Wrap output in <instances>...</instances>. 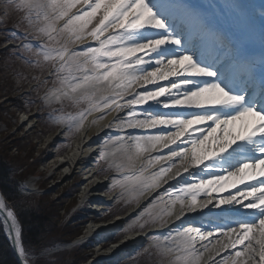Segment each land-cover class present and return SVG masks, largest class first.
Masks as SVG:
<instances>
[{"label": "snow or ice", "instance_id": "1", "mask_svg": "<svg viewBox=\"0 0 264 264\" xmlns=\"http://www.w3.org/2000/svg\"><path fill=\"white\" fill-rule=\"evenodd\" d=\"M3 3L4 15L19 14L25 27L6 37L5 47L47 72V79L31 78L34 90L51 81L41 100L61 105L50 119L79 131L93 113L95 124L117 111L104 127L124 134L99 147L108 163L101 171L115 173L109 179L122 197L139 204L150 194L135 217L139 230L163 228L174 217L166 232L149 236L161 259L200 264L207 252L206 264H264V56L257 64L216 22L224 8L213 0ZM231 11L248 14L239 5ZM258 19L264 42V6ZM30 38L38 43L23 42ZM66 102L86 107L65 114ZM109 145L119 146V162L109 158L116 155ZM190 213L196 222L185 226ZM0 214L22 264H34L3 200Z\"/></svg>", "mask_w": 264, "mask_h": 264}, {"label": "rangeland", "instance_id": "2", "mask_svg": "<svg viewBox=\"0 0 264 264\" xmlns=\"http://www.w3.org/2000/svg\"><path fill=\"white\" fill-rule=\"evenodd\" d=\"M0 22L2 23L0 24V159L9 160L8 162L6 160L5 164H7L6 170L10 173L9 178L15 180L13 184L15 192L12 193L13 201L26 208L39 205L38 209H42V214L46 213L52 218V221L47 225L50 229L49 237H46L44 242L41 238V242L45 246L40 244L39 251L37 254H32L31 258L44 257L48 264H167V260H162L151 246L149 235L155 230L157 231L156 227H151L144 233H140L142 240L135 246V250L130 252L128 255L130 258L126 261H124L125 256L118 257L119 259L111 261L112 263H107V257L105 259L102 257L103 250L99 245V238L90 239L88 244H82L83 240L88 237L86 232L92 226V222H90L92 219L97 220V223L100 222V224L114 221L117 213H124L128 209V207L124 211L120 209L127 203L134 204V206L124 215L129 216L134 212L135 214L122 222L118 229L109 231L100 238L102 240L108 239L107 236L114 238L113 236H117L121 231L128 233L127 228L131 226L135 227L133 231L137 230L138 225L134 221L139 209L143 206L145 195L139 197V204L135 201L130 202L131 194H125L123 197L120 194L118 198L115 197L119 191L118 186L112 185L109 179L115 173L111 171L113 174L107 175L105 172L108 171H101V169H107L108 163L106 159L100 158L97 151L96 156L92 157V161L88 158L84 162L89 163L90 174H95L92 180L94 183L98 180L101 184L105 183L109 186L107 191L89 194L93 197L103 198L102 210L100 206L94 205L92 200H86L82 196L86 173L79 170L83 161L79 165H70L68 170L70 164L68 156L72 154V152L69 154L71 150H75L76 140L81 137V131L85 129L87 119L79 131H69L67 125H57L53 119L49 118V113H52L54 109H60L61 105L52 104L49 106L41 100L43 93L52 86L51 81L48 85L41 87L39 91L34 90L36 81L31 78L40 76L41 79H47V72L42 77L39 69H34L24 63L23 60L18 59V54H14L10 48L5 47V39L11 37L13 28L25 32V27L21 24L19 14L9 12L7 16L4 15L3 0H0ZM24 55L30 54L24 52ZM38 94H41V97L37 98ZM84 107L86 104H81L77 108L66 102L62 110L65 114L76 113ZM28 117H30L29 121H27ZM103 143L102 138L101 143H98L97 146L100 147ZM118 147V145H109L107 151H116ZM65 160L67 162L51 177L55 166ZM48 161L50 162L49 166H47ZM65 174H69V176L63 179ZM12 175L13 178H11ZM27 181H32V190L24 189V184ZM120 190L122 191L121 188ZM12 194L9 195L10 198H12ZM82 200H85V203ZM9 202L13 204L12 201ZM76 238L77 240H75ZM59 239L63 242H59ZM124 239L125 237H123ZM74 240L76 242H73ZM74 244L79 246L74 247ZM73 247L77 248V250H73L76 252L71 251L74 249ZM137 250L143 252L137 253ZM58 252L64 254L56 256L55 254ZM0 264H2L1 260Z\"/></svg>", "mask_w": 264, "mask_h": 264}, {"label": "bare ground", "instance_id": "3", "mask_svg": "<svg viewBox=\"0 0 264 264\" xmlns=\"http://www.w3.org/2000/svg\"><path fill=\"white\" fill-rule=\"evenodd\" d=\"M19 17L21 18L20 15H19ZM0 24H2V23L0 22ZM13 32H16L17 35L24 33V31H18L15 28H13L12 33ZM19 42L20 41H18V43ZM23 42L24 43H31V44L38 43L37 40H31V38L28 41H23ZM33 42H35V43H33ZM43 76H45V74H43L42 77ZM159 83L161 85H164L167 82L166 81H159ZM148 87H152V86L149 85ZM39 97H41V94L37 95V98H39ZM72 113H74V112H72ZM116 113H117V111H111L110 113L105 115V118L103 120H98L95 124L91 123V121L94 119V117H97L99 114L93 113L92 115L88 116L85 129H83L81 131V137L78 138V140H76V148H75V150H71L69 152V154L71 152H72V154L70 156H68L69 157L68 160H70V164L68 165V170L70 168V165H73L74 163L79 165L81 163V161H83L82 162L83 165L81 166V169L79 170L82 173L83 172L86 173V178H85V181L83 182V184L85 186L83 187V190H82V192H83L82 196H84V198L86 200H88V199L92 200L94 205H98L97 207L100 206V209L103 208V204H104L103 198L98 197V196L93 197V195H89V194H92V193L95 194L94 192L107 191L109 189V186H107V184H105V183L101 184V182H99L98 180L95 183H94V181H92L93 178L95 177V174H92V175L90 174V172L88 171L89 163L88 164L85 163L84 160L90 158L92 161V157L96 156V152L98 151V148H99V146H97V144L101 143L102 138H103V141L105 143L107 137L114 136L117 132L121 133L122 135L124 134L123 130L118 129L115 126H113V128H111L112 130L104 127V125H107L111 121H113V118L117 115ZM27 119H28L27 121H29L30 117H28ZM56 124L59 125V123H57V122H56ZM161 151H163L164 153H167V149H162ZM114 152H116V155L113 157H109V158L113 161L119 162L122 154L119 151H114ZM155 154H158V152L152 153V155H155ZM66 162L67 161L65 160V161H62L61 163H59L58 165H56L55 168L53 169L51 177H52V175L56 174L59 171L60 167H62ZM49 163L50 162L48 161L47 166H49ZM97 166H98V164H97ZM63 176H64L63 179H66L69 176V174H65ZM32 185H33L32 181H27L24 184V189L26 191L32 190ZM117 189L119 191H117L115 197L118 198L122 191L120 190L119 186ZM213 195L215 196V193H213ZM149 198H150V195L145 194V198H144L145 201L142 202V205H144ZM0 200H3L4 203L6 204L7 208H10L14 212L11 203L5 199V197L1 191H0ZM200 200L201 199H199L198 202ZM84 201L85 200H82V202H84ZM132 201H134V200L131 198L130 202H132ZM88 203H90V202L88 201ZM125 208H127V205H122V207L120 209H122V211H124ZM176 208L177 209L179 208V204L176 205ZM127 211L128 210H126L124 213L118 214L116 217V220H114V221L111 220L110 222H104V223L100 224V222L97 223V220L92 219V221H90V222H92V226L86 232L88 234V237H86L83 240L82 244H88L91 241L90 239L96 240L99 238L100 239L99 245H100L101 249L103 250L102 257H104V259L107 257V263H112L113 261H117L119 258L125 257V256H126V258L124 259V261L128 260L130 258L128 256L130 254V252H133L135 250V246H137L142 240L141 239L142 236L140 235V232L135 233V230L133 232V229H135L134 226L127 228L128 233H126L125 231L119 232L120 235H122V234L124 235L123 236V237H125L124 240L119 239V237H120L119 234H118V236L114 235L113 236L114 238H112V237L110 238V236H107L108 239L102 240V238H100L105 233L118 229L121 226L122 222L128 220L130 218V216H133L135 214V212H134V213L130 214L129 216H126L124 214ZM90 213H93V212L90 211ZM14 215L16 216V213H14ZM188 217L191 218V220H187V223L185 221V224L189 225V224L196 222L197 218H196L195 213L188 214ZM16 218H17V216H16ZM172 220H174V217L169 220V226L171 225ZM190 221H192V222H190ZM17 223H18V226H19L21 234H22L20 220L17 219ZM84 223L86 224L87 221L85 220ZM9 224H10V222L5 223V216L3 214H0V232H1V235L3 234V236L7 239V242L9 243V245L11 247V251L14 253L15 257H16V254L19 257L20 261L17 259V263L22 264V258L19 256V254L15 248V244H14L15 236H14V234H11L9 232ZM175 224H176V227H178V225H180L181 222L176 221ZM168 227L163 228V229L160 227L162 229L161 231L159 229H157V231L155 230L154 232H166ZM152 228H155V227H152ZM136 231H138V230H136ZM125 234H127V235H125ZM130 235H132V236H130ZM127 236H130V237H127ZM142 252L143 251H141V250H137V253H142ZM221 255H223V253ZM144 256H147V255H144ZM207 257H208V253L206 252L204 254V257L201 259L200 263L206 264ZM217 259H219V257H217ZM248 264H251V261H249Z\"/></svg>", "mask_w": 264, "mask_h": 264}, {"label": "trees", "instance_id": "4", "mask_svg": "<svg viewBox=\"0 0 264 264\" xmlns=\"http://www.w3.org/2000/svg\"><path fill=\"white\" fill-rule=\"evenodd\" d=\"M6 160L7 162L9 161L8 159H5V161ZM5 161L2 158L0 159V191L5 196L6 200L12 201L13 204L11 205L13 207L14 213H16L17 219L21 222V240L23 246L29 252L30 255L37 254L40 248L38 246L42 244L41 238L44 242L46 237H49L50 229L47 225L50 221H52V218H50V216H48L46 213L42 214V209H38L39 205L37 207L26 208L20 203H16L13 201L14 198L12 193L15 192L13 186L15 180L13 181L9 178L10 173L6 170L7 164H5ZM13 175L11 176V178H13ZM10 194H12V198L9 197ZM37 219L39 220L37 221ZM70 240L71 238L69 239V241ZM58 241L63 242L61 241V239H59ZM76 246L79 245H75L74 247ZM73 250H77V248H74L71 251ZM62 254L64 253L58 252L55 255L60 256ZM45 259L44 257H37L32 260L34 261V264H48L47 260ZM0 260L2 261V264H18L16 258L14 257L11 251L9 243L2 235H0Z\"/></svg>", "mask_w": 264, "mask_h": 264}, {"label": "water", "instance_id": "5", "mask_svg": "<svg viewBox=\"0 0 264 264\" xmlns=\"http://www.w3.org/2000/svg\"><path fill=\"white\" fill-rule=\"evenodd\" d=\"M16 257H17V259L19 260V257L17 256V254H16ZM20 261V260H19Z\"/></svg>", "mask_w": 264, "mask_h": 264}]
</instances>
